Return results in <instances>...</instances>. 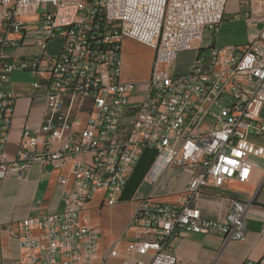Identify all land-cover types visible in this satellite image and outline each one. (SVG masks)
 <instances>
[{"label": "built area", "instance_id": "obj_1", "mask_svg": "<svg viewBox=\"0 0 264 264\" xmlns=\"http://www.w3.org/2000/svg\"><path fill=\"white\" fill-rule=\"evenodd\" d=\"M237 1L233 18L253 28L262 22L256 36L241 47L197 49L205 29L219 30L228 0H0V29L26 32L21 17L37 15L31 37L40 46L33 57L11 63L0 52V179L22 177L33 163L67 168L60 211L2 226L18 240L21 264H104L119 257L118 241L100 254L99 232L87 215L80 222V213L100 189L101 203L116 205L146 149L154 152L151 186L170 167L189 179L178 202L152 192L138 199L128 227L139 236L123 248L131 264H183L169 241L182 229L225 242L245 238L247 201L233 199L222 220L204 217L194 205L203 187L232 177L246 181L251 159H264V146L251 139L264 135V0ZM124 38L154 50L147 78H122ZM53 39L59 48L48 53ZM191 50L188 72L175 74L177 55ZM15 70L31 75L30 98L43 103L38 123L22 130L9 158L17 96L4 86ZM135 91L140 97L131 101Z\"/></svg>", "mask_w": 264, "mask_h": 264}, {"label": "crops", "instance_id": "obj_2", "mask_svg": "<svg viewBox=\"0 0 264 264\" xmlns=\"http://www.w3.org/2000/svg\"><path fill=\"white\" fill-rule=\"evenodd\" d=\"M228 1L229 6L223 22L215 34L211 32L212 41L209 45L241 47L251 41L256 36L257 29L262 26V22L259 21L257 27L253 28L244 19L233 18L235 12L239 10L238 1ZM21 19L26 22L30 30L15 33L0 29V52L4 63H11L18 57H33L40 52V46L31 37V29L36 24L37 15H24ZM205 32L206 29L197 49H204ZM5 38L13 40L15 44L2 46ZM58 48L57 39L47 44L48 53H55ZM194 57L193 50L179 53L173 65L174 73L186 74ZM123 67L124 61L122 78L132 80V76ZM31 81V75L27 71L15 70L10 74L8 84L4 86V89L11 88L17 96L6 146L9 158H14L16 155L22 130L38 123L43 99L30 98ZM139 97L140 92L135 91L131 101H136ZM259 118L264 121V105L260 110ZM251 139L264 146V135L252 136ZM251 161L252 168L248 180L240 181L232 177L217 187L207 185L201 189L199 198L194 203L204 217L222 220L233 199L247 201L248 230L245 238L225 242L214 233L203 234L182 229L169 241L174 253L183 264H242L247 260L264 263V159L252 158ZM148 172L149 169L136 186L132 183L126 184L121 199L116 205H103L101 203L103 190L100 189L88 203H94L93 210L88 212L85 209L80 213V222H85L84 217L87 215L88 224L99 232L100 254L105 253L114 242H119L120 256L108 258L104 264H131L130 257L123 252V248L127 240L139 236L128 227L138 199L152 192L160 201L178 202L180 191L189 179V173L184 169L170 167L160 176L156 186H151L146 180ZM66 173L67 168L56 170L50 164L33 163L22 177L9 176L0 179V264H21L22 252L18 240L2 232L3 224L28 216H42L60 211L63 206V184L60 182V177ZM103 211L107 212L108 219L103 218ZM144 258L148 260L149 256Z\"/></svg>", "mask_w": 264, "mask_h": 264}, {"label": "rangeland", "instance_id": "obj_3", "mask_svg": "<svg viewBox=\"0 0 264 264\" xmlns=\"http://www.w3.org/2000/svg\"><path fill=\"white\" fill-rule=\"evenodd\" d=\"M211 41L212 33L211 30L207 28L203 39V46L205 47L209 45ZM121 50L124 61L123 68L128 71L130 76H132V80H141L147 78L150 74L154 50L149 46H146L129 38L123 39ZM151 154V150L146 149L145 153L139 160V164H136L137 170L135 172V177L140 176L141 179L145 176L146 173L144 174L143 170L146 169ZM93 204V202L88 204L86 206V211L91 212L93 210ZM106 214V211L102 212V216L104 219H108Z\"/></svg>", "mask_w": 264, "mask_h": 264}, {"label": "trees", "instance_id": "obj_4", "mask_svg": "<svg viewBox=\"0 0 264 264\" xmlns=\"http://www.w3.org/2000/svg\"><path fill=\"white\" fill-rule=\"evenodd\" d=\"M235 5V4H234ZM227 6H229V1L227 2V4H226V9H227ZM226 9H225V13H224V17H225V14H226ZM145 151L146 150H144V152H143V154L145 153ZM151 156H150V158H149V163H148V165H147V167H146V169H144L143 170V173L145 174L147 171H148V169L150 168V166H151V164H152V162H153V159H154V152L151 150ZM142 154V155H143ZM142 157V156H141ZM141 157H140V159H141ZM139 159V160H140ZM139 164V161L137 162V165ZM137 165L134 167V170H133V172H132V175L129 177V179H128V181H127V183H132L133 185H137L138 184V182L142 179H140V176H136L135 177V172H136V170H137ZM134 186V187H135Z\"/></svg>", "mask_w": 264, "mask_h": 264}, {"label": "bare ground", "instance_id": "obj_5", "mask_svg": "<svg viewBox=\"0 0 264 264\" xmlns=\"http://www.w3.org/2000/svg\"><path fill=\"white\" fill-rule=\"evenodd\" d=\"M199 42H197V46H198Z\"/></svg>", "mask_w": 264, "mask_h": 264}]
</instances>
